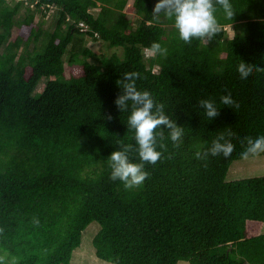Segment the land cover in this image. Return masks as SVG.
<instances>
[{
  "label": "trees",
  "instance_id": "obj_1",
  "mask_svg": "<svg viewBox=\"0 0 264 264\" xmlns=\"http://www.w3.org/2000/svg\"><path fill=\"white\" fill-rule=\"evenodd\" d=\"M26 1L37 2L36 11L25 6L18 20L24 2L0 0V264H71L93 222L100 225L96 256L111 264H264V234L250 235L248 227L264 223V176L226 180L243 160L244 138L264 135V71H255L264 68V0H230L231 19L216 5L222 30L190 44L173 21L153 19L154 0ZM50 7L59 11L53 32L35 24L36 13ZM228 25L238 30L230 39ZM86 38L124 55L98 56ZM154 41L166 56L146 58ZM241 62L254 68L246 79ZM133 71L138 90L164 105L183 136L177 147L167 128L156 129L164 133L161 159L145 164L142 185L125 189L110 178L108 158L121 143L138 147L130 111L114 103L117 82ZM228 93L238 107L221 103ZM205 98L216 103L214 119L199 106ZM221 133L234 152L197 160ZM129 158L141 163L135 150Z\"/></svg>",
  "mask_w": 264,
  "mask_h": 264
},
{
  "label": "clouds",
  "instance_id": "obj_2",
  "mask_svg": "<svg viewBox=\"0 0 264 264\" xmlns=\"http://www.w3.org/2000/svg\"><path fill=\"white\" fill-rule=\"evenodd\" d=\"M216 5L222 7L226 18L234 17L235 13L230 0H158L151 14L156 21L161 15L173 21V26L178 31L180 39L185 43L190 44L193 39L207 42L222 30L216 17ZM148 51L160 56L167 55V49L155 41ZM237 71L241 79H246L252 75L254 68L252 64L241 62ZM255 71H264V68L257 66ZM139 78L140 73L138 72L124 73L123 78L117 82L122 92L114 101L121 113L130 111L127 124L129 129L134 130V139L138 146L134 148L132 144L121 143L120 150L113 151L108 158L111 168L110 178L113 181L122 182L125 189H134L142 185L148 176L145 164L154 165L161 159L162 153L157 150V137L163 140L164 133H157L156 129L167 128L171 141L177 147L183 136V127L165 114L164 105L156 103L149 91L138 90L136 81ZM220 101L223 105L238 107L231 93L221 96ZM198 103L209 120L219 115L214 100L205 98L200 99ZM107 119L112 120L113 117L109 114ZM244 141H246V147L240 154L243 159L264 153V135L256 138L245 137ZM159 147L163 149L166 145L160 143ZM134 150L138 152L141 163H134L130 160L129 153ZM234 150L233 143L221 133L212 140L208 150L197 151L195 158L206 161L209 155L228 157ZM11 264H16L15 258L12 259Z\"/></svg>",
  "mask_w": 264,
  "mask_h": 264
},
{
  "label": "rangeland",
  "instance_id": "obj_3",
  "mask_svg": "<svg viewBox=\"0 0 264 264\" xmlns=\"http://www.w3.org/2000/svg\"><path fill=\"white\" fill-rule=\"evenodd\" d=\"M23 1L24 2V8L21 10L20 14L18 15V20L22 19L26 13L25 6H29L31 10L34 12L36 11V5L34 2L30 4V2L24 1V0H8L9 4L11 6H14L16 3ZM133 0H131L132 3ZM158 0H154V3L156 4ZM95 16L98 15L99 10H92ZM43 12L39 11L36 13L35 16V24L40 26L43 31H49L53 32L56 23L59 19V11L57 8L51 7L49 11L46 13V15L42 14ZM128 18L131 19L132 23L137 26L139 23V18L135 13H128ZM164 20V17L161 18ZM167 29H170L168 26ZM226 30V39L233 38L238 33V30L234 25H228L224 27ZM17 29H15L16 31ZM17 35V32L15 36ZM43 42H38V46H41ZM85 47L90 49L93 53L97 54L98 56L101 55H112L116 53L119 56L124 55L123 49H115L111 48L108 44L103 43L101 41H95L90 38L85 39ZM35 44H32L30 46V49L33 50ZM146 58L152 57V53L150 51H145ZM68 55L65 56V62L67 63ZM90 62H93V59L88 58ZM68 71L70 70L69 66ZM155 71L158 72L159 68H155ZM47 84V79H42L36 90L35 94H40L45 86ZM264 176V156L262 157H255V158H249V159H243L239 161H235L232 163L228 175H227V182H234L242 179H248V178H255V177H262ZM249 233L250 235H259L264 234V223H249ZM100 230V225L97 222L91 223L87 229L83 232L82 235V244L81 246L76 249L73 253L72 262L71 264H111L104 262L100 260L96 256L95 248L93 246V239L97 235V233ZM178 264H189L186 261H180Z\"/></svg>",
  "mask_w": 264,
  "mask_h": 264
},
{
  "label": "built area",
  "instance_id": "obj_4",
  "mask_svg": "<svg viewBox=\"0 0 264 264\" xmlns=\"http://www.w3.org/2000/svg\"><path fill=\"white\" fill-rule=\"evenodd\" d=\"M25 1H26V0H25ZM34 4L36 5L37 2H35ZM50 8H51V7H50ZM42 9H44V8L42 7ZM79 27L82 28L83 31L86 30V29H85V25H84V23H80V24H79Z\"/></svg>",
  "mask_w": 264,
  "mask_h": 264
}]
</instances>
